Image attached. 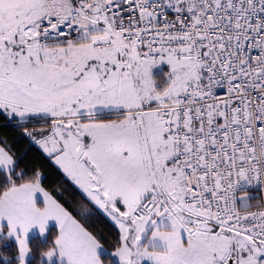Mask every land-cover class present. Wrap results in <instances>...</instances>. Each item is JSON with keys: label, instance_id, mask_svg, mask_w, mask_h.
<instances>
[{"label": "snow or ice", "instance_id": "snow-or-ice-1", "mask_svg": "<svg viewBox=\"0 0 264 264\" xmlns=\"http://www.w3.org/2000/svg\"><path fill=\"white\" fill-rule=\"evenodd\" d=\"M0 264H264V0H0Z\"/></svg>", "mask_w": 264, "mask_h": 264}]
</instances>
